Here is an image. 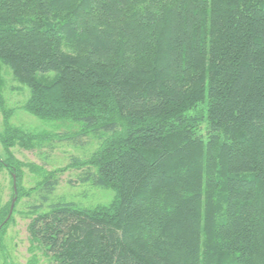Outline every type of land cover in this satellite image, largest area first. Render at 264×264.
Returning <instances> with one entry per match:
<instances>
[{
    "label": "trees",
    "instance_id": "trees-1",
    "mask_svg": "<svg viewBox=\"0 0 264 264\" xmlns=\"http://www.w3.org/2000/svg\"><path fill=\"white\" fill-rule=\"evenodd\" d=\"M3 65L25 110L79 123L96 150L52 170L19 159L72 133L12 124ZM0 111V244L14 175L16 206L75 168L115 197L31 206V250L54 264H264V0H0ZM24 167L45 174L25 188Z\"/></svg>",
    "mask_w": 264,
    "mask_h": 264
},
{
    "label": "rangeland",
    "instance_id": "rangeland-1",
    "mask_svg": "<svg viewBox=\"0 0 264 264\" xmlns=\"http://www.w3.org/2000/svg\"><path fill=\"white\" fill-rule=\"evenodd\" d=\"M5 85L3 94L8 107L15 109L10 121L30 131H47L55 133H72L69 138L46 141L34 149H26L21 146L12 148L13 153L25 162L41 165L45 170H52L67 165L73 157H85L90 155L98 146V138L92 135L74 137V132L80 128L79 123L69 120H48L36 116L23 108L30 95V88L16 80L11 69L3 65ZM3 127V117L0 111V129ZM22 185L30 188L40 181L44 172L33 171L24 167ZM80 169L69 168L59 174L60 182L55 191L44 199L43 188L25 195L17 203L13 220L0 244V264H54V258L42 249L31 250V240L28 224L32 214L29 209L34 204L44 203L43 209L48 210L49 205L57 200L74 201L75 203L94 207L101 204H109L115 197V191L111 188L97 187L90 182L79 181ZM12 194V178L6 169H0V206L5 204ZM34 257L36 260L34 261Z\"/></svg>",
    "mask_w": 264,
    "mask_h": 264
},
{
    "label": "water",
    "instance_id": "water-1",
    "mask_svg": "<svg viewBox=\"0 0 264 264\" xmlns=\"http://www.w3.org/2000/svg\"><path fill=\"white\" fill-rule=\"evenodd\" d=\"M14 191H15V196L12 199L9 214H8V216H7V218L5 219L4 222H6L11 217V214H12V212L14 210L15 202H16V199H17L18 188H17V182H16V176L15 175H14ZM0 227H1V225H0Z\"/></svg>",
    "mask_w": 264,
    "mask_h": 264
}]
</instances>
